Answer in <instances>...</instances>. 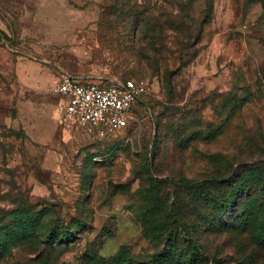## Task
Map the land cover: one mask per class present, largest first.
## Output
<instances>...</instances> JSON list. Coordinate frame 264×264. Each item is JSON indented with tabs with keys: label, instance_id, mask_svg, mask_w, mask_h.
<instances>
[{
	"label": "rangeland",
	"instance_id": "1",
	"mask_svg": "<svg viewBox=\"0 0 264 264\" xmlns=\"http://www.w3.org/2000/svg\"><path fill=\"white\" fill-rule=\"evenodd\" d=\"M62 73L150 93L103 131L62 114ZM0 244V264H264V0H0Z\"/></svg>",
	"mask_w": 264,
	"mask_h": 264
},
{
	"label": "built area",
	"instance_id": "2",
	"mask_svg": "<svg viewBox=\"0 0 264 264\" xmlns=\"http://www.w3.org/2000/svg\"><path fill=\"white\" fill-rule=\"evenodd\" d=\"M88 79L62 73L52 92L63 97V115L103 131L128 127L132 113L150 93V85L139 79H100L101 84Z\"/></svg>",
	"mask_w": 264,
	"mask_h": 264
},
{
	"label": "trees",
	"instance_id": "3",
	"mask_svg": "<svg viewBox=\"0 0 264 264\" xmlns=\"http://www.w3.org/2000/svg\"><path fill=\"white\" fill-rule=\"evenodd\" d=\"M190 1L192 0H189V2ZM227 202H231V197H226L225 199L220 201L219 205L217 206L227 204ZM39 219L40 218L38 216H33V215L30 216L29 213L26 212V217L24 221L22 222V224L20 225L21 227L20 226H19L20 228L17 227V230L21 233V236L28 237V238L37 236L38 232L44 229V226L42 225L40 226ZM45 232L46 233L44 235V242L46 244H54L64 239L62 235L56 233L57 231H55L54 228L45 229ZM3 247H4L3 244H0V252L2 251ZM42 264H49V263L44 261Z\"/></svg>",
	"mask_w": 264,
	"mask_h": 264
}]
</instances>
